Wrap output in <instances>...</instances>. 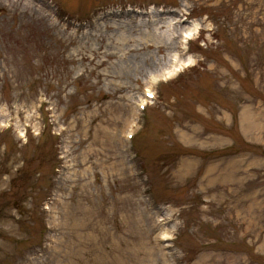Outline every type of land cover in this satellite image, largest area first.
Here are the masks:
<instances>
[{
	"label": "rangeland",
	"instance_id": "374dc122",
	"mask_svg": "<svg viewBox=\"0 0 264 264\" xmlns=\"http://www.w3.org/2000/svg\"><path fill=\"white\" fill-rule=\"evenodd\" d=\"M36 3L64 34L164 10L188 38L113 104L56 29L0 10V264H264V0Z\"/></svg>",
	"mask_w": 264,
	"mask_h": 264
},
{
	"label": "bare ground",
	"instance_id": "6f19581e",
	"mask_svg": "<svg viewBox=\"0 0 264 264\" xmlns=\"http://www.w3.org/2000/svg\"><path fill=\"white\" fill-rule=\"evenodd\" d=\"M36 2L40 0H0V10L4 6L6 11L20 7L21 13L33 12L45 28L56 29L73 45L72 60L89 65L96 82L104 83L110 90L107 95L113 99V104L130 96L134 89L132 83L139 81V75H145L143 85L163 79L169 67L184 56L179 41L181 37L187 38L184 34L186 17L180 13L169 20L164 10L110 11L64 34L58 27L59 22L46 13L43 4ZM175 51L178 53L172 54ZM159 52L163 53V58L157 55ZM150 76L153 78L149 79ZM132 98L136 97L132 95Z\"/></svg>",
	"mask_w": 264,
	"mask_h": 264
},
{
	"label": "trees",
	"instance_id": "16d2710c",
	"mask_svg": "<svg viewBox=\"0 0 264 264\" xmlns=\"http://www.w3.org/2000/svg\"><path fill=\"white\" fill-rule=\"evenodd\" d=\"M259 148V147H258ZM207 151H202V153L206 154ZM207 153H216V154H224V153H228V151L224 148V149H220V150H212L211 152H207Z\"/></svg>",
	"mask_w": 264,
	"mask_h": 264
}]
</instances>
